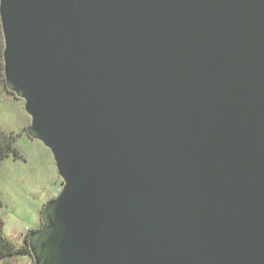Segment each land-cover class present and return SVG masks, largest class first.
<instances>
[{
	"label": "water",
	"instance_id": "1",
	"mask_svg": "<svg viewBox=\"0 0 264 264\" xmlns=\"http://www.w3.org/2000/svg\"><path fill=\"white\" fill-rule=\"evenodd\" d=\"M0 21L63 180L34 264H264V0H0Z\"/></svg>",
	"mask_w": 264,
	"mask_h": 264
},
{
	"label": "rangeland",
	"instance_id": "2",
	"mask_svg": "<svg viewBox=\"0 0 264 264\" xmlns=\"http://www.w3.org/2000/svg\"><path fill=\"white\" fill-rule=\"evenodd\" d=\"M31 118L25 103L0 86V129L19 135L17 148L23 159L8 157L0 169V200L4 206L0 216L6 237L21 247L28 232L41 227L45 206L62 191L54 158L40 141L31 139L26 129ZM0 264H34L29 256H17Z\"/></svg>",
	"mask_w": 264,
	"mask_h": 264
},
{
	"label": "trees",
	"instance_id": "3",
	"mask_svg": "<svg viewBox=\"0 0 264 264\" xmlns=\"http://www.w3.org/2000/svg\"><path fill=\"white\" fill-rule=\"evenodd\" d=\"M4 35L2 31L1 21H0V86L5 85V74H4ZM19 135L15 133H6L0 129V169L3 162L10 157L14 156L15 159H23V156L17 148V142ZM4 204L0 200V211L2 210ZM4 221L0 216V261L11 259L17 256H29L31 257V250L28 246L29 234L25 237V244L21 247H17L11 242L4 233ZM32 258V257H31Z\"/></svg>",
	"mask_w": 264,
	"mask_h": 264
},
{
	"label": "bare ground",
	"instance_id": "4",
	"mask_svg": "<svg viewBox=\"0 0 264 264\" xmlns=\"http://www.w3.org/2000/svg\"><path fill=\"white\" fill-rule=\"evenodd\" d=\"M33 259V258H32Z\"/></svg>",
	"mask_w": 264,
	"mask_h": 264
}]
</instances>
